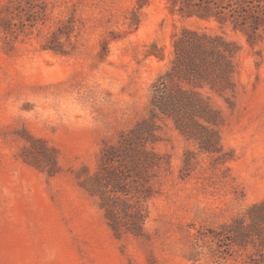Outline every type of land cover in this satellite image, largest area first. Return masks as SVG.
<instances>
[{
	"label": "rangeland",
	"instance_id": "obj_1",
	"mask_svg": "<svg viewBox=\"0 0 264 264\" xmlns=\"http://www.w3.org/2000/svg\"><path fill=\"white\" fill-rule=\"evenodd\" d=\"M191 7L0 0V264H264V222L261 234L227 233L264 201V0L223 10L257 17L253 40L250 28L183 17ZM183 27L240 46L234 91L212 95L221 151L157 118L143 143L150 162L142 178L128 174L130 194L118 201L120 212L128 204L147 214L142 234L127 230L125 215L117 233L83 183L107 146L149 119L153 83Z\"/></svg>",
	"mask_w": 264,
	"mask_h": 264
},
{
	"label": "trees",
	"instance_id": "obj_2",
	"mask_svg": "<svg viewBox=\"0 0 264 264\" xmlns=\"http://www.w3.org/2000/svg\"><path fill=\"white\" fill-rule=\"evenodd\" d=\"M193 7L187 11H180L183 17L191 18L197 15L200 19L215 18L220 24L232 23L234 28L245 30L249 40H253L257 30V17L246 18L243 10L235 9L228 15L223 10L228 6H241L249 0H184ZM214 4V7H211ZM22 11H20L21 13ZM173 58L170 66L161 74L152 86V95L149 103V119L144 120L127 134H123L118 145L107 146L103 151L102 163L94 176L85 179L83 185L88 191L99 197L101 207L106 212L111 227L118 233L124 226L123 215L131 219L127 230L135 235H141L147 214L141 207L124 205L123 212L119 210L120 194L128 196V183L134 173L142 178V167L146 163L143 143L147 137H154L157 129V118L171 119L175 127L188 139L199 143L201 150L209 153H220V136L216 127L222 122V112L215 108L212 95H224L234 91L233 76L236 72L235 56L240 46L227 40L219 34L183 27L173 36ZM157 57H161L158 53ZM230 103V101H229ZM231 104V103H230ZM144 140V141H143ZM49 152L44 149L43 154ZM55 160V159H54ZM149 160L146 164H149ZM250 223L245 224L236 220L234 226H227V233L234 236L252 233L261 234L264 222V201L255 204L249 210ZM237 234V236H236ZM247 238V237H244ZM243 242L246 243L248 241ZM241 242V241H240Z\"/></svg>",
	"mask_w": 264,
	"mask_h": 264
}]
</instances>
